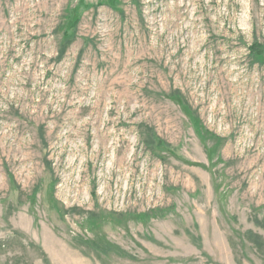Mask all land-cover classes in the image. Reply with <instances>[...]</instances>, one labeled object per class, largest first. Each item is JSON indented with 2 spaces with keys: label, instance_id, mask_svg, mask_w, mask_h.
Listing matches in <instances>:
<instances>
[{
  "label": "rangeland",
  "instance_id": "obj_1",
  "mask_svg": "<svg viewBox=\"0 0 264 264\" xmlns=\"http://www.w3.org/2000/svg\"><path fill=\"white\" fill-rule=\"evenodd\" d=\"M253 43L264 0H0V264H264Z\"/></svg>",
  "mask_w": 264,
  "mask_h": 264
},
{
  "label": "trees",
  "instance_id": "obj_2",
  "mask_svg": "<svg viewBox=\"0 0 264 264\" xmlns=\"http://www.w3.org/2000/svg\"><path fill=\"white\" fill-rule=\"evenodd\" d=\"M72 25L70 24V22H68V25L67 27H71ZM261 46L258 45L257 43H253L251 46H250V49L251 51H253V53L255 55H262L264 54V50H262V48H260Z\"/></svg>",
  "mask_w": 264,
  "mask_h": 264
},
{
  "label": "bare ground",
  "instance_id": "obj_3",
  "mask_svg": "<svg viewBox=\"0 0 264 264\" xmlns=\"http://www.w3.org/2000/svg\"><path fill=\"white\" fill-rule=\"evenodd\" d=\"M121 161V160H120ZM120 163V162H119Z\"/></svg>",
  "mask_w": 264,
  "mask_h": 264
}]
</instances>
